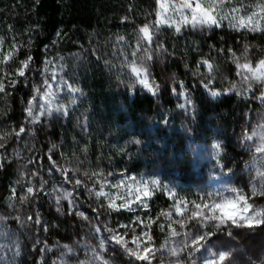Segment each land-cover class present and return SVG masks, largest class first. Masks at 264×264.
Segmentation results:
<instances>
[{
    "label": "trees",
    "instance_id": "trees-1",
    "mask_svg": "<svg viewBox=\"0 0 264 264\" xmlns=\"http://www.w3.org/2000/svg\"><path fill=\"white\" fill-rule=\"evenodd\" d=\"M255 3L256 0H245L246 5ZM156 9V0H0V37L4 38L5 46L16 43L20 51L14 59H24L30 53L34 58L30 67L39 69L32 73L27 85L21 82L15 88L9 86L11 95L0 93V131L19 128L25 119V103L31 98L32 86L50 78L51 72L56 73L57 79H68L83 93L78 94L68 117L56 113L41 117V123L25 125L26 134L19 139L11 134L3 141L5 148L0 151L7 154L8 162L0 169V218H3L0 229L19 236L20 264H38V260L46 264V254L38 245L45 249L48 245L55 248L59 244H77L78 228L85 226L67 200L62 199L59 205L55 202L57 195L64 189L73 190V185L66 184L60 172H49L48 154L59 165L72 168L74 172L69 175L73 179L81 178L94 189L99 185L84 177L83 172L103 170L105 176L111 172L107 177L110 182L119 181L121 172L134 175L154 172L185 195L194 194L198 187L215 178H228L235 187L250 192L248 180L256 161L243 135L264 123V104L249 99L251 92L237 95L224 94V90L231 83L242 89L240 78L235 75L233 52L241 56L244 46L249 45L248 58L253 63L264 57V31L222 27L205 32L182 29L181 34H174L173 29L161 26L160 32L153 35V48L159 42L167 52L161 51L159 55L154 52L153 60L148 62L150 80L160 85L154 97L140 85L132 88L134 77L121 64L125 53L129 54V60L133 59L130 53L137 29L157 19ZM252 10L245 7L244 12ZM124 17L128 19L123 20ZM261 25L264 27V21ZM120 36L127 44L117 43ZM45 45H48L46 52ZM141 54L137 53V57ZM202 59H211L219 66L212 87L222 94L215 99L199 83L202 77L192 75ZM46 60L52 63L45 64ZM13 64L10 61L3 67L11 70ZM45 67L49 72H43ZM180 80L192 97V113L179 108L183 98L172 93L173 87L179 91L176 81ZM259 94L257 91L256 95ZM135 140L140 143H134ZM214 142L222 145L219 163L225 166L223 173L213 156ZM229 168L231 172L227 171ZM41 184L43 192L37 191L28 200H21L28 186L39 189ZM12 188L16 189V196L9 200ZM74 196L80 201L79 208L94 215L93 221L99 222L104 230L107 225L123 235L127 233L126 240L148 231L152 245L162 241L163 232L159 228L162 216L150 229L132 224L137 215L142 219L155 217L161 209H168L171 201L162 193L149 200L150 211L114 212L102 208L98 220H95L97 213L88 207L96 206V198L83 188L76 189ZM250 202L264 206V197ZM58 207L60 212L56 211ZM37 212L46 219L47 231L42 224L32 226L27 220ZM17 216L19 220L15 219ZM127 224H132L135 232L120 227ZM232 233L229 237L217 232L208 244L213 250L230 251L228 264H264V226L233 228ZM86 235L83 237L90 246L93 242ZM96 249L109 258L110 264H131L117 245H109L104 251Z\"/></svg>",
    "mask_w": 264,
    "mask_h": 264
},
{
    "label": "snow or ice",
    "instance_id": "snow-or-ice-1",
    "mask_svg": "<svg viewBox=\"0 0 264 264\" xmlns=\"http://www.w3.org/2000/svg\"><path fill=\"white\" fill-rule=\"evenodd\" d=\"M156 3L158 7L154 14L157 19L138 27L136 43L130 53L133 59L129 60V54L125 53L124 62L121 64V67L128 70V75L134 77L131 87L134 88L136 85H140L142 89L147 90L154 97L158 94L160 85L154 79L150 80L151 73L148 62L153 60L154 52L157 55L161 51L167 52V49L159 42H155V48H153V35L160 32L161 26L173 29L174 34H181L182 29L205 32L222 27H231L236 31L243 30L246 32L264 31V27L261 25V21H264V0H256L255 5H246L245 0H156ZM245 7H251L253 10L245 13ZM127 19V17L123 18V20ZM225 21H228L227 25L224 24ZM56 35L59 37L60 33L57 32ZM52 43L55 44L56 40L54 39ZM117 43L127 44V41L123 36H120ZM47 48L48 45H45V52ZM19 51L20 46L16 43L5 46L4 38L0 37V93L11 95V91H8L9 86L15 88L21 82L27 85V81L32 78V73L39 71V69L30 67L34 59L30 53H26L24 59H14ZM219 51L223 52V49ZM249 51L250 46L245 45L241 56H237L235 52L232 53V62L236 69L235 75L240 78L242 89L238 90L236 84L231 83L230 87L224 90V94L236 92L237 95H243L251 92L253 95L248 97L249 99H257L264 104V57L253 63L248 58ZM137 53L142 54L137 57ZM10 61H14L11 70L5 69L3 66L9 65ZM44 63L51 64L52 62L46 60ZM218 67L213 60L202 59L197 63L196 71L192 73L193 76L202 77L199 83L213 99L222 94L212 87L216 80ZM43 72L47 73L49 69L45 67ZM19 78H23V81ZM176 83L179 86V91L176 87H173L171 89L172 93L183 98V103H180L178 107L188 113L194 112L193 100L184 82L180 80ZM257 91L260 93L258 96L256 95ZM78 94H83L78 86L63 77L57 79L56 73L51 72L50 78L43 79L39 86H32L31 98L25 103V119L21 122L19 128L13 127L10 131H0V150L5 148L3 141L7 135L14 134L19 139L26 134L25 125L41 123V117H51L53 113L68 117L71 107L77 103ZM164 123L166 124L167 120ZM243 141L247 142V147L253 151L255 156L264 157V123L259 124L250 133L245 132ZM134 143L139 144L140 141L135 140ZM52 148H56V145H52ZM212 148L214 150L213 156L223 173L225 166L219 163L222 145L219 142H214ZM49 152H51V149ZM47 160L51 165L49 168L50 173L53 170L60 172L64 182L73 185V190L64 189L61 195H57L55 202L59 205L62 199L67 200L77 216L93 224L95 234H100L101 228L95 226L94 221L90 220L85 212L79 211L78 201L74 196L76 189L83 188L98 201L96 206L88 205L93 213H97L95 220L99 219V210L102 208L114 212L150 211L148 202L158 192L166 196L168 200L173 201L168 210L161 209L155 217L149 215L142 219L141 216L137 215L132 220V224L138 223V226L149 229L161 216L169 222L170 238L165 240L159 248L153 247L152 237L148 231H143L140 235H134L131 241H127L124 238L127 233L124 235L116 234L112 228L105 225V230L112 234L100 239L99 247L101 251L106 250V244L108 243L120 245L130 258L131 264H137V262L153 264L158 252L162 253L160 256L161 264L165 259L164 252L168 254L169 264H228L231 252L213 251L208 241L220 231L231 237L233 228L251 229L264 226V206H257L250 202L256 197H264V162L262 161H257L261 164V167L256 168L255 179L250 181V192L246 193L243 188L233 186L206 191L202 195L198 194L196 199H189L183 195H178L174 187L167 183H161L160 179L156 177L141 176L137 179L135 176H126L125 173L121 172L119 181L110 182L107 177L112 175L111 172H108L107 176H105L103 170L91 173L83 172L84 177H88L94 184L99 185L98 189H94L85 184L81 178L73 179V176H70L69 173L74 172V170L59 165L51 154L47 155ZM5 162H8L7 154L0 151V169L4 168ZM34 162L36 161L29 160V163ZM75 171H78V169ZM227 171L231 172V169L229 168ZM94 177H103V180H94ZM22 178L23 173L21 174ZM43 183H47V181ZM105 188H108L109 191H105ZM112 188L121 191L113 194L111 192ZM25 191L26 195L21 197L22 201L34 196L37 191L43 192V184L39 189L28 186ZM11 193L9 200L16 196V189L12 188ZM118 200L121 202L117 203ZM133 205H136V207H133ZM56 211L60 212L61 209L58 207ZM174 217H180V219ZM15 219L19 220L20 217L17 216ZM27 220L31 221L33 217L29 215ZM35 223H41L39 216L36 217ZM132 224L121 225L120 227L128 229L132 228ZM174 224L179 225L182 230H187L177 231L172 226ZM190 224L192 225L191 228H189ZM159 228L163 232L165 225L161 223ZM43 230L47 231V228L45 227ZM132 230L135 232L134 228ZM177 237H180V239H173ZM129 243L134 247H129ZM201 249H204L207 255L202 253L201 256H197L196 253L201 252ZM67 251L72 253L73 249L68 248ZM92 251L94 261L99 260L102 264H107L100 252H96L94 249ZM173 257L175 259H171Z\"/></svg>",
    "mask_w": 264,
    "mask_h": 264
},
{
    "label": "rangeland",
    "instance_id": "rangeland-1",
    "mask_svg": "<svg viewBox=\"0 0 264 264\" xmlns=\"http://www.w3.org/2000/svg\"><path fill=\"white\" fill-rule=\"evenodd\" d=\"M239 88H242V85L240 84V79H239ZM32 125L34 126L35 124H32ZM210 139H212V138H210ZM206 150H208V149H206ZM200 151L203 154L205 152V151H202V149ZM254 159H255L256 163H255V166H254L255 168H254V170L252 172L251 179L248 180L249 181L248 182L249 188H251L250 181L255 179V170H256V168L261 167V164L257 163V161L264 162V157H258V156L254 155ZM125 175L126 176H128V175L135 176V177H137V179H139L141 176H144V177H156V178L160 179L161 183H167V184H169L170 186L174 187L177 190L175 185L170 183L168 180H166L164 178H161L158 174H156L154 172H145V173H141L140 175H134L133 173H127ZM120 179H121V177H120ZM233 186L234 185L228 180V178H223V179H218V178L216 179L215 178V179L211 180L208 184H205V185H202V186L198 187L199 190L197 189L194 194L185 195L180 190H177V193H178V195H183V196H185V197H187L189 199H196L198 194L202 195L206 191H214V190H217V189H223V188L233 187ZM107 191H109V190H107ZM120 191H121L120 189H116V188H112L111 189V192L113 194H117ZM78 202H80V201H78ZM120 202L121 201H119V200L117 201V203H120ZM172 202L173 201H171V203ZM133 207H136V205H133ZM79 211H83V209L80 207ZM83 212H85V211H83ZM85 214H86V212H85ZM37 216H39V218H40V221H41L40 224H36L35 223V219H36ZM88 216H89L90 220H93V218H94L93 216L94 215H92V216L88 215ZM174 218L175 219H180V217H174ZM45 220L46 219L43 220L41 218V216L37 212L36 215L33 217V220H31V221L28 220V221H29L30 225H32V226L33 225L37 226V225H41L42 224L41 226L44 229L45 228L44 224L46 223ZM83 221L85 222V226L84 227L81 226V227L78 228L80 241L77 244H72V245H69V244H62L61 245V244H59L55 248L52 245H48V246L45 247V249H43V246L41 244L38 245L39 246L38 249L41 250L42 253L46 254V258H45L47 260V261H45L46 264H102V262L99 261V260H96V261L93 260V251L92 250L94 249L96 252H99V250L96 249V247H99L100 239L101 238H106L109 235H111L112 233L107 232L106 230H104L102 228V226H101V224L99 222L94 221L95 226H98V227L101 228L100 234H95L94 231H93V224H90L89 221H86V220H83ZM161 223H163L165 225V230L163 231L162 241L157 246L153 245V247H155V248H159L161 245L164 244L165 240L170 238L169 237L170 229L168 228V223L169 222L166 221L164 219V217H163L161 222L159 223V225ZM172 226L175 227L177 229V231L187 230V229H183V230L180 229L179 225H175L174 224ZM191 227H192V225L190 224L189 228H191ZM193 231H194V229H193ZM141 232H143V231H141ZM115 233L119 234V235H123L122 231H115ZM86 234L88 235L89 239H91L92 242H93V244L90 245V246L87 244V242L85 241V239L83 237ZM139 234H141V233H139ZM135 235H138V234H135ZM18 238H19V236L17 234L12 233V232H6V231H3L2 229H0V264H20V256H19L20 250L18 249L19 248ZM81 238H83V239L81 240ZM124 238L126 240V236H124ZM132 238L128 239L127 241H131ZM145 239H147V238H145ZM173 239H177L178 240V239H180V237L173 238ZM109 245L115 246L116 244L108 243V244H106V247L109 246ZM65 246H67V247H65ZM117 246L119 247L120 251L123 254H125L124 250L120 247V245H117ZM128 246L129 247H134V245H132L131 243H129ZM68 248L73 249V252L72 253H68V251H67ZM213 251H217V250H213ZM202 253L204 255H207V253L205 252L204 249H201V252L196 253V255L197 256H201ZM161 255H162V253H160V252L157 253V258L155 260H153V264H161V260H160V256ZM163 255L165 257V259L163 261V264H169V258H168L167 252H164ZM103 259H104V261H107V264H110L109 263L110 262L109 258L103 257ZM171 259H175V258L173 257ZM39 261L40 260H38V262H37L38 264H40Z\"/></svg>",
    "mask_w": 264,
    "mask_h": 264
}]
</instances>
